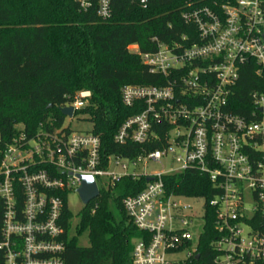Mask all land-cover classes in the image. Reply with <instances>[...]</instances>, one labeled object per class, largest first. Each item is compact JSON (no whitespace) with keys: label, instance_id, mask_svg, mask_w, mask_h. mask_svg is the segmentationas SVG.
<instances>
[{"label":"built area","instance_id":"built-area-1","mask_svg":"<svg viewBox=\"0 0 264 264\" xmlns=\"http://www.w3.org/2000/svg\"><path fill=\"white\" fill-rule=\"evenodd\" d=\"M75 1L85 12L96 3L102 20L112 16V0ZM129 1L144 8L149 3ZM205 1L189 3L182 14L196 28L195 42L184 35L171 43L154 38V52L129 47L164 85L123 88L124 105L143 110L123 124L115 143L160 149L135 160L105 158L98 136L64 122L60 129L41 125L31 137L21 128L2 150L0 264H65L66 212H72L69 198L82 176L95 180L100 196L124 177L150 179L141 193L123 200L133 226L144 233L134 244V264L200 262L209 209L213 264H264V0ZM247 66L254 69L255 89L239 115L232 99ZM91 97L89 91L76 95L62 108L74 110L65 119L75 118ZM165 127L162 136L157 131ZM168 156L178 167L157 175L130 173L122 164L137 168L143 159L159 163ZM187 171L210 180L216 191L211 200L168 192L164 178ZM185 199L202 201V216Z\"/></svg>","mask_w":264,"mask_h":264},{"label":"trees","instance_id":"trees-1","mask_svg":"<svg viewBox=\"0 0 264 264\" xmlns=\"http://www.w3.org/2000/svg\"><path fill=\"white\" fill-rule=\"evenodd\" d=\"M189 3L207 4L205 0H149L144 8L129 0H112V16L102 20L96 3L85 12L75 0H0V161L2 150L21 128L29 137L41 125L62 128L61 109L83 91L92 97L78 114L88 116L93 134L101 140L103 157L135 160L160 149V145L115 143L123 124L143 110L124 105L123 88L164 85V79L143 65L129 47L154 52V38L171 43L184 35L195 42L196 28L182 18ZM255 80L254 69L245 67L232 99L235 114H245L243 105L255 89ZM167 129L157 132L163 136L162 130ZM164 182L168 192L176 195L211 200L216 194L210 180L195 171L166 176ZM146 184L145 177L129 176L101 191L100 198L81 211L75 235L74 215L67 211L65 264H134V244L144 233L133 226L123 200L141 193ZM206 220L199 245L201 261L190 264H213V210H208ZM84 234L89 237L88 247L79 245Z\"/></svg>","mask_w":264,"mask_h":264},{"label":"rangeland","instance_id":"rangeland-1","mask_svg":"<svg viewBox=\"0 0 264 264\" xmlns=\"http://www.w3.org/2000/svg\"><path fill=\"white\" fill-rule=\"evenodd\" d=\"M65 124L69 125L71 129L75 132H91L93 130V125L91 122H89V118L86 115L83 114H77L75 118L72 120L69 118L65 119ZM122 164L128 166V171L130 173L137 172L138 174H146V175H157L161 173H167L170 171L171 168H177L176 163L173 162L172 157L168 156L167 158H164L161 162L157 163L148 159H143L138 163V167L134 168L132 164L129 162L123 161ZM184 203L190 206H193L196 211L202 216L203 212V202L202 201H193L191 199H185ZM69 207L74 215V221H73V231L72 235H75L74 227L77 226L80 222V214L83 210L84 206L83 203L79 197V194L77 192H73L70 195L69 198ZM111 209L116 216V219H119V214L115 207L111 205ZM201 228L199 225L195 228V230L192 231V234L194 235V238L197 237V235L200 233ZM75 233V234H74ZM79 245L82 247H88L89 246V237L88 234H84L79 239Z\"/></svg>","mask_w":264,"mask_h":264},{"label":"water","instance_id":"water-1","mask_svg":"<svg viewBox=\"0 0 264 264\" xmlns=\"http://www.w3.org/2000/svg\"><path fill=\"white\" fill-rule=\"evenodd\" d=\"M61 113L64 117L72 118L74 115V110L72 108H64L61 109ZM80 178L82 185L78 190V194L84 206L87 207L92 201L100 196V192L97 188L95 180L92 177L82 176ZM197 259H199V257H197Z\"/></svg>","mask_w":264,"mask_h":264}]
</instances>
